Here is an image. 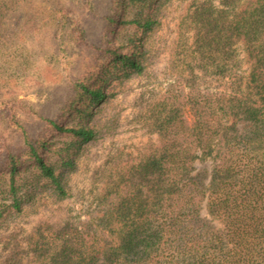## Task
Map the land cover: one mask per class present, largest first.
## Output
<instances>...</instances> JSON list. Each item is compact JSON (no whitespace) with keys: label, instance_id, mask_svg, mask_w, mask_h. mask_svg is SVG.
Listing matches in <instances>:
<instances>
[{"label":"trees","instance_id":"trees-1","mask_svg":"<svg viewBox=\"0 0 264 264\" xmlns=\"http://www.w3.org/2000/svg\"><path fill=\"white\" fill-rule=\"evenodd\" d=\"M118 1L124 2V8H138L146 0ZM238 2L195 6L191 17L200 23L199 36L186 48L188 58L179 62L180 75L188 74L181 81L191 90H179L177 98L171 94L172 105L156 117L155 124L165 139L120 175L122 188L111 196L116 200L105 204L97 221L69 228L38 227L28 238V256L13 251L2 264H264V0H247L240 6ZM121 11L115 9L112 32L125 25L136 31L125 44L128 48L121 43L105 48L104 62L73 84L76 94L67 113L81 120L111 97L114 80L143 69L141 39L154 19L139 12L127 19ZM239 43L249 64L245 77L237 71ZM196 67L214 74L212 91L198 89ZM185 104L190 105L191 118L176 119ZM174 118L176 124H169ZM242 122V132L227 134ZM49 124L74 140L61 142L55 150L51 142L35 143L24 135L27 158L23 162L31 166L26 178L19 172L23 165L7 155L6 189L0 193H6L2 199H10L7 207L16 211L23 202L18 189L33 182L45 180L57 198L67 195L63 171L74 167L78 144L94 135L82 122ZM38 145L59 157L58 171ZM212 151L215 164L205 182L206 170L194 174L192 170L197 159ZM134 176L148 185L134 182ZM205 200L222 230L210 226L200 214ZM4 211L0 209V218Z\"/></svg>","mask_w":264,"mask_h":264},{"label":"rangeland","instance_id":"rangeland-1","mask_svg":"<svg viewBox=\"0 0 264 264\" xmlns=\"http://www.w3.org/2000/svg\"><path fill=\"white\" fill-rule=\"evenodd\" d=\"M246 1L239 0L238 5ZM201 2L220 6V0H146L138 8H124V2L118 0H0V191L6 189L8 154L23 165L21 176L31 175L30 163L23 162L27 158L24 135L35 143L51 142L50 148L56 150L72 136L56 132L49 121L62 126L82 122L94 131L92 139L78 144L74 167L63 171L67 195L57 198L45 180L33 182L18 189L23 202L16 211L7 207L10 199H2L6 193H0V209L6 210L0 218V264L13 251L26 258L28 238L38 227L69 228L97 221L105 204L116 200L111 196L122 188L120 175L143 153L161 145L166 135L157 131L156 117L169 110L170 96L177 98L179 90H191L181 81L188 74L180 75L179 62L188 58L186 48L199 36L200 23L191 15ZM116 8L127 19L136 12L154 19L141 39L143 69L114 80L111 97L92 107V113L81 120L77 114L67 113L76 94L73 84L104 62L105 48L125 45L136 31L125 25L112 32ZM237 52L241 60L237 71L245 77L249 64L241 43ZM193 74L199 90L212 91L216 86L210 70L196 67ZM189 108L185 104L176 119L186 115L190 119ZM174 120L169 119V124L175 125ZM244 125L238 123L226 132H242ZM39 147L58 171L59 157L45 146ZM214 155L212 151L197 159L192 174L204 169L208 182ZM133 181L148 185L138 176ZM206 206L205 200L200 214L210 226L222 230L223 225Z\"/></svg>","mask_w":264,"mask_h":264}]
</instances>
